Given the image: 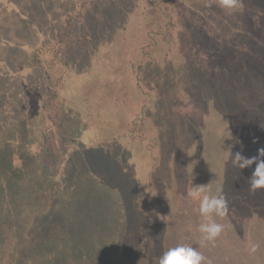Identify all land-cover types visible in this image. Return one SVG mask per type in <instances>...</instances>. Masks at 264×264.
<instances>
[{
  "label": "rangeland",
  "instance_id": "rangeland-1",
  "mask_svg": "<svg viewBox=\"0 0 264 264\" xmlns=\"http://www.w3.org/2000/svg\"><path fill=\"white\" fill-rule=\"evenodd\" d=\"M17 1L0 0V120L16 109V103L37 104L28 78L12 82L8 73L28 61V69L15 73L37 71L40 79L41 70L33 68L36 49L44 43L57 46L53 34L62 29L60 25L55 29L51 11L62 0L44 5L47 23L38 37L33 20L42 19L27 18L12 8L29 15L43 0ZM161 4L158 9L165 21L147 3L119 21L105 17L95 21L101 6L113 8L111 1H97L94 8H87L89 30L69 31V38H79L76 45L69 44L76 56L75 80L59 83L58 111L70 108L81 130L74 137L76 129L54 125L53 150L42 160L64 191L58 201L72 200L71 190L78 184L72 179V169L79 168L77 150L84 151L82 155L100 146L114 150L118 161L105 164L109 178L97 173L91 182L99 178L102 184L95 187H108L117 197L107 200L96 190L90 212L82 208L84 217L71 220L70 202L56 213L68 226L74 224L69 220L84 223L77 242L96 239L113 249L108 264H133L132 257L138 264H159L170 247L181 243L199 247V202L188 198L187 191L211 183L213 192L222 189L229 213L216 218L225 231L215 246L206 243L200 251L211 264H264V189L250 191L248 180L255 165L234 167L230 155L253 157L264 147V0H242V7L232 10L221 7L219 0ZM80 12L87 15L84 8ZM93 45L103 50V67L97 72L77 53H88ZM43 60L47 66L49 60ZM48 100L45 95L40 98L41 106ZM28 106L29 110L26 104L22 108L29 112ZM41 106H34L31 113L41 117ZM49 124L44 122L43 130ZM31 148L33 155L40 153L38 147ZM123 149L129 153L127 165H121ZM15 225L9 221L6 244L15 252L8 249L0 264L18 261ZM252 242L260 244L255 254L247 250Z\"/></svg>",
  "mask_w": 264,
  "mask_h": 264
},
{
  "label": "trees",
  "instance_id": "trees-1",
  "mask_svg": "<svg viewBox=\"0 0 264 264\" xmlns=\"http://www.w3.org/2000/svg\"><path fill=\"white\" fill-rule=\"evenodd\" d=\"M21 1L22 0H18L17 2L20 3ZM51 1L52 0H43L41 1L42 3L38 2L37 12L33 10L32 14H29L28 11H26L29 15L20 13L19 11L18 13L15 7L12 9H14L15 13L27 18L36 16L42 19V21H37V19L33 20V30L38 37V34H42L43 22L47 23L44 5ZM84 1H87L89 4L88 6L92 9L94 6L98 7L97 4L92 6L93 3L100 1L102 4L105 0ZM108 1H111L113 8L101 6L99 8L100 10L96 12L97 15L93 16L96 17L95 21L98 17L111 18L115 19V21H119L117 20L118 18H124L126 14L134 10L135 6L139 7L141 5L146 8V3L148 5L150 4L149 7L154 10V14L157 15L158 13L161 18L163 17L160 13L161 10L158 9L159 6L162 7L161 0ZM82 2V0H62L51 7L52 15L56 17L55 19L53 18L52 23H54L55 29L57 27L59 28L58 25H60L62 29L59 31L57 30L56 34H53L57 46H51L50 44L46 45V43H44L41 48L36 49L33 60L37 68L34 67L35 65L33 68H39L41 70L40 79L37 71H35V73H29L27 71L20 75L15 73L17 71L24 72L26 68L28 69V67L31 66L28 65V61L25 67L20 69L12 67L9 70L11 73H8V78L11 79L12 82L27 77L28 82L34 87L32 98L34 100L38 99L36 105L30 104L29 102L14 104L16 109L9 114L6 119L0 120V245L3 246L2 248L0 247V258L2 255L7 256L8 249L12 251L10 253L14 254L15 252L14 248L10 249L7 246V243L10 242V234H8L7 228L8 223L9 221L14 222L16 224L14 227L17 230L14 234L17 238V246L15 247H18V261L16 260L15 264H76L78 262H80V264H108V254H110V256L113 254V252H110L113 249L107 248L104 244L100 243L101 241H97L96 239L89 240L87 243L84 239L77 242V235L82 232L84 223L69 220V223L74 224L68 226V221L64 220L56 211L64 209L68 206V202H70L67 212L68 215H71L72 220V218L85 216L82 208L88 211L91 210L90 206L93 204L94 192L96 190L104 194L107 200L113 196L117 197L108 187H101L100 189L95 187L102 181L99 178H95L94 181L96 183L91 182L93 174L97 173L106 175V177L109 178L105 164L117 162V152L105 146L92 148L91 151H88V153L84 155L81 154L84 151L80 152L77 150L79 153L76 155V162L79 168L72 169V179L74 180V185L76 183L78 184L71 190V194H73L72 200L67 198L58 201V198H60L64 191L60 190L61 186L53 178V170L50 168L49 164L42 160L44 154L48 152V150H53V146L50 142V133L54 130V125L58 127H60V125L65 126L69 130L76 129V131H73L74 137L78 135L81 130L80 124L77 122L74 123L75 120L73 115H71L73 113L70 108H67L66 111L63 109L61 114H59L58 94L60 91L58 88L61 82L72 84L75 80V74L72 72L74 71L72 68L73 65H75L74 62H76V56L75 53H73V48L69 47V44L73 42L76 45L77 39L79 40V38L78 36L76 37L77 39L69 38V31L73 33L75 30L81 28V32L89 30L85 27V21L89 18V7L83 6ZM81 8L87 10L86 16H83V13L80 12ZM165 10H168L167 7ZM163 19L165 18L161 20L165 21ZM96 26L97 24H95V27ZM39 39L42 38L39 37ZM87 51L88 53L82 54L76 50V52L80 54L78 55L80 61H87L91 71L101 69L103 67V50L101 49L99 51L98 45H93L91 48L89 47ZM43 57L49 60L47 66ZM4 64L5 63L1 62V66ZM80 67L84 68V64ZM91 71L86 70V72ZM23 94L24 93H21L20 96H23ZM44 95L47 96L49 100L43 102L41 106L40 98L42 99ZM25 104L28 110L31 108L28 105L32 106L31 111H34V106L38 108L41 106L43 112L42 116L40 117V115L32 114L31 111H25V109L22 108ZM59 115L60 117L58 119ZM48 121H50L49 126L43 130L42 124ZM76 124L79 125V129L76 128ZM32 146L40 149L38 155H33V153H31ZM122 151L124 152V149ZM126 154L127 151L119 155L122 156L121 165H127L125 163L129 160V153ZM94 155L95 158L91 161ZM141 163H144V160H141ZM106 177L104 180L107 179ZM53 188H58V190L55 192ZM116 211L118 210L116 209L115 212ZM11 218L14 219V221H12ZM75 224H77V227ZM9 226H11V224ZM80 226L81 229H79ZM1 242H4V244ZM29 242L30 245L28 244ZM23 243L24 245L22 247ZM98 246L102 247L99 248ZM96 252H98L97 258H95ZM133 260L135 261L133 264H138L136 257H132V262Z\"/></svg>",
  "mask_w": 264,
  "mask_h": 264
},
{
  "label": "clouds",
  "instance_id": "clouds-1",
  "mask_svg": "<svg viewBox=\"0 0 264 264\" xmlns=\"http://www.w3.org/2000/svg\"><path fill=\"white\" fill-rule=\"evenodd\" d=\"M219 5L232 10L242 7V0H219ZM230 155L234 167L246 169L255 165L248 180L250 191L256 192L259 189H264V147L259 148L258 155L253 157H245L240 152H236L234 155L230 152ZM187 197L199 202L198 211L201 217L197 228L200 233L199 247L194 248L192 245L183 243L170 247L159 258V264H211V261L202 254L200 248H203L206 243L215 246V242L225 231V225L217 222L216 219H223L229 213L228 201L223 195L222 189L217 188L213 192L211 183L192 186L187 191ZM247 250L249 254H255L260 251V244L252 242Z\"/></svg>",
  "mask_w": 264,
  "mask_h": 264
}]
</instances>
